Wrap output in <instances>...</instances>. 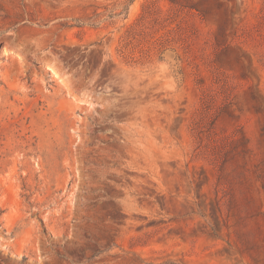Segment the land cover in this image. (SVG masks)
Returning a JSON list of instances; mask_svg holds the SVG:
<instances>
[{
    "label": "rangeland",
    "instance_id": "374dc122",
    "mask_svg": "<svg viewBox=\"0 0 264 264\" xmlns=\"http://www.w3.org/2000/svg\"><path fill=\"white\" fill-rule=\"evenodd\" d=\"M263 5L0 0V264H264Z\"/></svg>",
    "mask_w": 264,
    "mask_h": 264
},
{
    "label": "trees",
    "instance_id": "16d2710c",
    "mask_svg": "<svg viewBox=\"0 0 264 264\" xmlns=\"http://www.w3.org/2000/svg\"><path fill=\"white\" fill-rule=\"evenodd\" d=\"M261 13L262 14L259 15L257 23L250 28H245L240 33V37L242 38V41L247 44L249 41L254 40L258 43V45H263L264 49V5L261 9ZM262 55H264V53H262ZM217 81L220 82L219 90L205 95L206 98L204 99V105H206L205 107L207 108H209V105L217 95H223L226 100H229L232 95L231 85L227 82L225 76H221L220 74L217 75ZM224 147V142H219L218 144H216V146H214V160H220L224 152Z\"/></svg>",
    "mask_w": 264,
    "mask_h": 264
}]
</instances>
